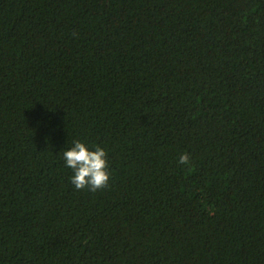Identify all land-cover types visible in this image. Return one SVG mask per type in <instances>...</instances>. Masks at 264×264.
<instances>
[{
  "label": "trees",
  "instance_id": "obj_1",
  "mask_svg": "<svg viewBox=\"0 0 264 264\" xmlns=\"http://www.w3.org/2000/svg\"><path fill=\"white\" fill-rule=\"evenodd\" d=\"M0 264H264V0H0Z\"/></svg>",
  "mask_w": 264,
  "mask_h": 264
},
{
  "label": "clouds",
  "instance_id": "obj_2",
  "mask_svg": "<svg viewBox=\"0 0 264 264\" xmlns=\"http://www.w3.org/2000/svg\"><path fill=\"white\" fill-rule=\"evenodd\" d=\"M91 148L86 143L75 140L72 147L63 151L62 155L66 167L74 173L71 183L75 190L96 193L109 186L111 173L106 150L99 145L91 146ZM179 163L189 164L190 155L187 152L181 154Z\"/></svg>",
  "mask_w": 264,
  "mask_h": 264
}]
</instances>
